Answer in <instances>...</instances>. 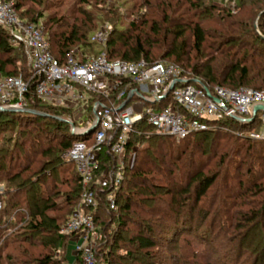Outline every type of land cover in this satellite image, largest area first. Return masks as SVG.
I'll return each instance as SVG.
<instances>
[{"label": "trees", "instance_id": "1", "mask_svg": "<svg viewBox=\"0 0 264 264\" xmlns=\"http://www.w3.org/2000/svg\"><path fill=\"white\" fill-rule=\"evenodd\" d=\"M231 1L237 6L242 3ZM260 1L264 0L251 3ZM44 2L15 0L20 17L31 23L46 19L50 50L59 60L76 49L81 55L105 50L112 60L175 63L196 86L264 89V61H258L264 56V31L260 35L249 21L234 19L230 9L224 19L215 21L216 27L202 25L205 19L199 20L197 16L215 9L212 0H155L153 5H147L149 13L131 21L126 28L118 25L117 18H109L114 27L104 48L91 40L100 29H97L100 18L86 10L79 11V16L45 15V7H41ZM25 4L28 7L22 9ZM260 11L263 28L264 7ZM169 12L179 14L173 16ZM10 40L9 31L0 26V52L10 56L0 60V74L17 75L21 71L27 75V71L15 70L18 57L27 58L26 51L21 55L18 48L23 46ZM12 54L16 55L11 57ZM8 65L14 70H8ZM28 101V109L60 116L68 114L64 109L43 104L31 94ZM211 124L214 129L195 132L180 141L144 124L139 133L131 135L129 150L140 141L146 145L135 150L126 166L117 194L118 209L110 210L102 201L97 212V243L108 264H164L163 241H168L170 233L180 229L190 234L197 222L201 227L209 218L214 224L225 219L222 223L228 229L221 223L215 226L221 234L225 231L234 234L240 228L234 225L236 219L235 223L247 224L250 232H261L264 238V173L255 169V160H264V140L234 134L235 130L244 132L259 123L223 118ZM2 131L12 133L0 138V185L4 187L0 194V264H65L68 241L61 228L80 200L82 183L75 164L69 161L72 168L66 167L62 156L77 136L68 123L28 111H0ZM227 136L228 142L242 139V143L237 141L231 147L228 142L220 143L219 139ZM235 156H239V161ZM33 164L39 167L33 168ZM69 168L73 179L62 193L58 184L68 183L60 174ZM232 175L239 180L238 194L233 189V193L227 192L230 195L220 199L218 194H209L220 178L226 180ZM251 196H259L260 201L248 202ZM237 198H241L240 205L244 203L250 208L248 212L238 211L233 219L226 210L231 200ZM115 224L130 232L129 235L113 229ZM128 224H132L129 229ZM179 242L180 235L176 234L172 248L179 250L181 259L186 260L179 261L181 264H220L219 257L213 259L218 251L212 245L209 249L212 252H207L186 237L184 247L180 248ZM122 243L125 253H117L116 248ZM9 247L10 251H6ZM235 252L238 256L245 254L240 247ZM247 252L250 254L246 256L247 262L264 264V240L259 248L251 241Z\"/></svg>", "mask_w": 264, "mask_h": 264}, {"label": "built area", "instance_id": "2", "mask_svg": "<svg viewBox=\"0 0 264 264\" xmlns=\"http://www.w3.org/2000/svg\"><path fill=\"white\" fill-rule=\"evenodd\" d=\"M0 26L9 31L12 44L24 47L29 61L27 75L0 74V107L28 109L31 94L43 104L68 111L64 116L77 136L64 154L75 164L82 183L80 200L61 228L73 243L69 264H108L97 243V212L102 201L110 210L118 209V189L134 152L128 145L142 124L178 141L213 129L211 123L219 119L250 118L256 107L260 108L255 120L264 124V89L208 87L217 103L203 85L190 83L175 63L112 60L105 50L81 55L78 49L59 60L50 50L43 24L20 17L15 0H0ZM91 40L104 48L107 31H97ZM92 133L93 139L87 141ZM253 135L264 140L263 132Z\"/></svg>", "mask_w": 264, "mask_h": 264}, {"label": "rangeland", "instance_id": "3", "mask_svg": "<svg viewBox=\"0 0 264 264\" xmlns=\"http://www.w3.org/2000/svg\"><path fill=\"white\" fill-rule=\"evenodd\" d=\"M44 1H45L44 2L45 5L41 7H45V10H44L45 15L55 14V15L61 16V15H69V14L72 15L73 14L75 16L77 15L79 16L80 15L79 11L86 10L88 14L94 15L95 17H97V19L100 18L97 24V29L98 28H100L99 30L105 29L107 31V35H109V33L112 30V27H114L113 23H111L108 20L109 18H112V17L117 18L118 25H120L123 28H126V26L131 21H138L139 18L142 17L143 14L149 13L148 11L150 7H148L147 5L148 4L151 5V3L153 5L155 2V0H44ZM251 1L252 0H242V3L238 4L237 6L235 1H231V0H212L211 3L212 5H214L215 9L206 15L197 16V19L199 20L205 19L204 22H202L203 23L202 25L204 26L216 27L215 21L218 19H221L222 17L224 19L225 13L227 12V10L230 9V11L233 13L232 17L234 19L243 18L244 20L249 21V25L250 26L252 25V27L261 35L264 31V27L262 28L261 26L260 19H261V13L263 11H260V9L264 7V1H260L259 3H256V2L251 3ZM23 7L24 8L22 9H26L28 5L25 4V6ZM169 13L172 14L173 16H177L179 14V12L178 13L169 12ZM45 20L46 19H44L43 22H41L44 28H45V25H44ZM16 47H19V46H16ZM18 49H19L18 51L22 55V51L24 50V48L19 47ZM12 55L13 56L11 57H14V55L16 54H12ZM6 57H10V56L8 55L5 56L0 52V60L5 59ZM258 61H264V56L262 57L260 56L258 58ZM162 62H167V60H163ZM16 67L17 68H15V70H23L25 72L27 71L26 73H28L29 71L28 57L27 58H24V56L23 58L18 57L16 61ZM7 69L14 70V68L9 65L7 66ZM171 103H172V97L169 98L168 105H170ZM255 121L259 123V126H257L258 125L257 124L250 130H246L244 132L233 130L234 134L238 133L236 135H238L239 137L251 138L257 141L263 140V139L256 138V136L253 135V133H261V132L264 133V124H262L258 120H255ZM11 133H12L11 131H6V132L2 131L0 133V138L3 137L4 135L11 134ZM93 136H94V133H92L87 138V141L92 140ZM219 141L220 143H227L228 136L226 137V139H221V140L219 139ZM237 141H239V143H242L241 142L242 139L241 140L233 139L232 141L228 142L229 144L228 147H231V145H233V143H237ZM145 145H146L145 142L140 141V143H136L133 146L132 150L134 149V152L132 151V156L130 155V158L127 159L129 161H126V165H128L130 161L132 160L135 150L141 149ZM64 154L62 157H63V161H65V166L66 167L71 166L72 168V164L65 158ZM238 157L239 156H235V158H237L236 160L239 161L240 158ZM254 158L257 159L256 156ZM255 163H256L255 169H258L261 173L262 172L264 173V160H259V161L255 160ZM32 166L33 168L35 167L37 169L39 167V164H36V165L33 164ZM71 168H69L70 169L69 171L66 170L65 173L60 174V177H64L68 183V185L58 184V189L62 193L68 190V187L70 186L69 182L70 180L73 179V173H72ZM242 174H245V173H242ZM238 181H239L238 179L237 180L234 179L233 175L231 176L230 179H226V180L220 178L218 182L214 184L209 194L213 196H216L218 194L219 195L218 199L222 198L223 195L226 196V194H228L229 192L233 193L232 192L233 190L235 191L234 194L236 193L238 194L239 193V190H238L239 182ZM50 182H51V179H49V183ZM0 187H2L4 191V187L2 185H0ZM60 199L58 198V201ZM240 199L241 198H237V200H231L232 202L230 204L228 203L229 204L228 206H230V208L227 209L226 211L229 212L228 214L232 215L233 219L234 217L237 216L238 211L248 212L247 210L248 208H250L249 205L244 204V203L240 205L239 203ZM242 199H245V198L243 197ZM256 199L260 201L259 196L258 197L251 196V198L248 197L247 201L248 202H251L254 200L256 201ZM54 213H60V212H54ZM212 217H213V213L211 214V218ZM217 220H220V217ZM211 221L209 218V220L205 221L204 224H202L203 226L201 227H199L201 224L197 222L193 227V232H191L190 234L183 233L182 230L180 229L176 230V232L172 231L170 233V236H168L167 238L168 241L166 243L165 241L162 240L164 242L163 250L165 249V257H166L164 264H178V263L181 264V262L179 261H182V263L186 261V260L181 259L182 254L181 252H179V250H175L174 248H172L175 245L173 244V242H174L176 234L180 235V242H179L180 248L184 247L183 245H185L184 244L185 242H183V238L186 237L191 242H195L193 244L195 247H197L198 249H205V251L207 252L211 251L209 249L211 248L210 245H212V247L218 251L217 254H214L215 256H213V259H216V257H219L221 260L220 264H251L250 262H247L246 260L247 258L246 256L250 255L247 252V250L250 249L251 241L255 242L257 244V247L259 248V244H261L262 240H264L261 232L259 234L252 233L250 232L251 229H248L249 227L247 224L245 223L237 224L235 223L236 219H234L233 220L234 225L236 227L237 225H240V228L238 230L235 229V231L237 230L234 233L236 234V236L233 233H227L226 231L222 232L221 234L219 233L218 228L215 226L221 223L223 224V228L225 226L224 229H228L229 228L228 225L226 223H222L225 221V219L222 222L217 221L215 224ZM241 225L243 226L241 227ZM131 227H132V224L127 225L128 229ZM112 228L115 230L119 229V231H121V233H125L124 235L126 236L127 234L129 235L130 233V232L128 233L127 230H125L124 228L117 227L116 224ZM237 234L240 235L239 239H237L238 238ZM119 245L120 246L116 248L117 253H125L124 244L122 243ZM247 245L249 246L247 247ZM238 247H240L245 254H243L242 256H238V253L235 252L237 251ZM6 251H10V247ZM65 257H66L65 264H69L72 262L73 260V243L72 242H69V241L67 242ZM188 263L190 262L188 261Z\"/></svg>", "mask_w": 264, "mask_h": 264}, {"label": "water", "instance_id": "4", "mask_svg": "<svg viewBox=\"0 0 264 264\" xmlns=\"http://www.w3.org/2000/svg\"><path fill=\"white\" fill-rule=\"evenodd\" d=\"M197 81L200 82V83L202 84L201 81H199V80H197ZM176 82H177V81H175V82L171 85V87H170V89L168 90V92L174 87V85H175ZM187 82H189V81H187ZM202 85H203L204 89L206 90L207 94H208L210 97H212V98L214 99L215 102L219 103V99H218L217 97H215V96L212 94L211 90H210L206 85H204V84H202ZM168 92L164 95V97L167 96ZM131 97H132V95H130V96L128 97V99H127V100L121 105L120 109H122V108L126 105V103L131 99ZM258 108H260V107H256V108H255L254 114H253V116L250 117V118H245V119H243V118L236 117V116H235V118L238 119L239 121H242V122H253V121L255 120V112H256V110H257ZM261 108H262V107H261ZM0 111H11V112H23V111H28V112H30V113L39 114V115H41V116H43V117H52V118H55V119H57V120H60V121H63V122H66V123H69V124L73 125V123H72L67 117H65V116L54 115V114H51V113L40 112V111L32 110V109H16V108H12V107H0ZM95 126H96V125H93V126L89 129V132L93 131L94 128H95Z\"/></svg>", "mask_w": 264, "mask_h": 264}]
</instances>
